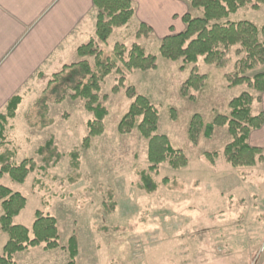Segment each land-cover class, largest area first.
Here are the masks:
<instances>
[{
  "label": "rangeland",
  "instance_id": "rangeland-1",
  "mask_svg": "<svg viewBox=\"0 0 264 264\" xmlns=\"http://www.w3.org/2000/svg\"><path fill=\"white\" fill-rule=\"evenodd\" d=\"M191 13L193 17L203 15L202 10ZM231 20L262 26L264 6L257 11L242 9ZM137 31L135 20L116 29L101 46L103 58L113 57L117 43L127 49L138 44L157 57V70L135 71L126 85L134 86L158 109V134L184 151L188 166L173 169L163 164L157 172H150L148 141L137 131L119 133L118 124L131 101L126 88L112 92L118 78L115 72L102 83L100 93V104L109 112L104 133L92 138L87 149L83 146L87 124L94 116L87 112L85 101L71 98L72 91L62 103L54 102L48 92L51 100L46 112L52 124L42 129L39 98L50 77L39 79L33 92L23 94L16 119L6 127V146L16 152L13 163L33 159L36 170L23 184L8 175L0 183L27 199L14 223L28 228L32 236L37 211L56 218L61 247L52 251L43 245L29 248L14 256V264H68L69 254L63 247L74 235L79 244L77 264H264V163L238 168L226 163L223 151L232 141L226 126L216 128L212 138H202L197 146L187 135L194 115H201L208 124L217 114H228L231 100L254 91L247 85L228 86L226 76L234 70V56L226 68L208 65L200 58L196 65L181 69V60L161 56L162 38L152 34L137 38ZM78 61L81 58L76 55L67 66ZM89 61L94 64L93 58ZM194 68L207 76L205 85L183 94L181 88ZM260 72L264 64L248 75ZM105 95L109 97L106 101ZM259 108L253 105V115ZM51 139L60 157L51 151L54 156L49 165V154L39 155L37 150ZM73 151L78 152L76 170L69 155ZM208 152L220 154L215 165L205 159ZM142 171L151 173L158 191L147 193L141 188ZM7 241L8 236L1 234L0 256Z\"/></svg>",
  "mask_w": 264,
  "mask_h": 264
},
{
  "label": "trees",
  "instance_id": "trees-1",
  "mask_svg": "<svg viewBox=\"0 0 264 264\" xmlns=\"http://www.w3.org/2000/svg\"><path fill=\"white\" fill-rule=\"evenodd\" d=\"M93 1L98 11L95 36L89 43L77 49L76 53L81 61L64 66L61 71L50 77L43 98H39L43 110L40 122L42 129L52 124L46 112L47 104L51 100L48 92L55 97L54 102L62 103L67 92L72 91L71 98L85 101L87 112L94 116V119L87 124L89 133L83 143L85 149L89 148L91 139L104 133V122L109 112L100 104V93L102 83L115 72L118 78L112 92L119 93L126 88V96L131 101L128 111L118 124L119 133L127 135L137 131L143 139L148 141L150 172H157L163 164H168L173 169L186 168L189 160L184 151L175 148L166 135L158 134V109L147 97L138 94L134 86L126 85L128 77L135 71L157 70V57L147 54L138 44L127 49L125 45L117 43L113 48V57L103 58L101 46L107 44L116 29L126 27L133 19L135 11L132 1ZM180 1L187 2L191 11L202 10L203 15L193 17L191 11L186 13L183 16L185 30L161 40V56L172 61L181 60L184 64L181 69L188 65H196L200 58H203L208 65L226 68L232 63V56H234L236 58L233 63L234 70L226 76L228 86L247 85L249 90L255 93L246 91L234 98L228 104V114H217L208 124L201 115H194L187 132L189 142L197 146L202 138H212L216 128L226 126L232 141L224 148L225 162L235 168L263 164L264 149L252 147L249 144V137L253 131L264 126V112L253 115L252 109L255 103L262 101L264 72L257 73L253 77L248 74L264 64V25L257 26L246 20L235 22L231 20V16L242 9L260 10L264 6V0ZM152 33V28L141 24L137 31V38ZM90 58L94 59L93 65L89 61ZM38 79L42 80L44 76L39 74ZM206 79V75H200L194 68L181 88L182 93L187 94L191 89L200 90L205 85ZM60 93L63 94L60 96ZM108 98V95H105L103 100L106 101ZM23 99V95L12 97L7 103L5 112L0 113V148L4 149L0 153V180L4 175H8L12 181L19 184L25 183L28 176L36 170L33 159H25L21 164L15 165L13 160L16 152L9 150L6 146L8 121L15 119ZM53 144L54 140L51 139L37 150L39 155H45L46 152L49 154V165L54 156L51 151H54L56 157H60L57 150L52 149ZM69 155L72 157L71 166L76 170L79 167L78 152L73 151ZM204 157L211 165H215L220 154L208 152L204 154ZM141 182V188L147 193H155L159 189L151 173L147 171L141 172ZM0 204L2 208L0 235L4 233L8 236L3 255L0 256V264H14V256L29 248L43 245L46 251H52L61 247L56 218L37 211L32 226V236L28 228L14 223L25 209L27 199L1 183ZM63 249L68 251V264H77L79 244L75 235L69 239L67 246Z\"/></svg>",
  "mask_w": 264,
  "mask_h": 264
},
{
  "label": "crops",
  "instance_id": "crops-1",
  "mask_svg": "<svg viewBox=\"0 0 264 264\" xmlns=\"http://www.w3.org/2000/svg\"><path fill=\"white\" fill-rule=\"evenodd\" d=\"M131 1V21L152 28V36L163 39L185 30L187 2ZM97 16L93 0H0V113L12 97L33 92L39 74L51 77L74 60L77 49L95 36ZM261 97L257 115L264 112ZM249 144L264 149V126L251 133Z\"/></svg>",
  "mask_w": 264,
  "mask_h": 264
}]
</instances>
